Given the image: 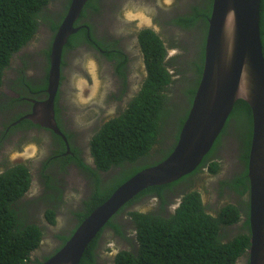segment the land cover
I'll list each match as a JSON object with an SVG mask.
<instances>
[{"label":"trees","instance_id":"1","mask_svg":"<svg viewBox=\"0 0 264 264\" xmlns=\"http://www.w3.org/2000/svg\"><path fill=\"white\" fill-rule=\"evenodd\" d=\"M52 1L55 0H0V85L11 58L39 32L41 22H50L51 30L54 34L56 33L69 6L64 13L57 12L59 20L56 21L54 17L56 13L49 8ZM204 2L203 6L197 5L193 8L192 14L195 12L193 15L190 13L188 17L176 19V24L181 27L197 28L200 32L197 45L198 56L194 60H184L187 70H183L180 63L176 62L178 55L173 57V61L167 57L168 49L172 46H166L152 29H143L139 32L138 38L144 51L147 67V76L141 91L126 109L119 111L118 115L98 126L91 141V152L96 168L109 171L113 175L109 180L102 182L96 171H93L95 179L91 181L92 193L78 212V224L69 235H62L63 244L44 260L32 258L33 252L42 241L43 229L31 219L32 202L24 200L31 184L29 168L24 164H16L0 174V264L43 263L64 245L78 225L103 204L117 188L140 170L158 164L172 153L203 72L208 18L213 0ZM87 5H92L93 7L90 8L94 10L98 9L94 7L95 1H90ZM85 16H87L86 7L80 17ZM260 28L264 51V0L261 4ZM87 39L88 31L81 29L79 33L69 37L65 47L75 48ZM98 42L103 45L102 41ZM50 50L46 49L45 53L50 55ZM122 66L120 64L119 69L124 75ZM49 68L50 64L46 67L45 78L27 81L32 89L37 92H46L49 84ZM186 71L192 72V75L186 77ZM23 78L24 75H22ZM174 84L180 88V93L186 99L183 104L177 105L178 101L174 100L171 88ZM0 98L8 104L6 97L0 96ZM9 107L15 108L14 101L10 100ZM228 122L229 124L234 122L236 126L234 131L241 144V160L246 164L245 172L236 175L230 181L231 187L239 196L248 195L247 202L241 203L245 206L248 217L244 227L240 228L243 231L236 233L233 237L226 235L229 228L241 221L242 210L238 204L229 203L211 214L203 203L201 193L193 190L182 196L174 212L166 213L157 210L146 213L129 212V216L135 223L137 246L132 250L119 251L113 264H238L243 257H247L249 264L248 161L253 138V116L251 107L245 100H237ZM227 129L228 125L223 129V134L228 133ZM220 143L219 136L212 150L191 174L169 184L149 187L131 201L150 195L167 203L165 194L167 189H172V186L179 184L186 177H196L200 173V167L209 162V156L212 157L215 154ZM153 151L160 159L153 163L147 162ZM210 164L209 171L217 172L220 167L219 162L213 161ZM54 198L60 202L63 196H54ZM46 214L52 219L55 210L49 208ZM108 225L121 234L120 225L112 220L106 227ZM246 225L247 229H245ZM105 228L88 245L80 264H97V251Z\"/></svg>","mask_w":264,"mask_h":264},{"label":"flooded vegetation","instance_id":"2","mask_svg":"<svg viewBox=\"0 0 264 264\" xmlns=\"http://www.w3.org/2000/svg\"><path fill=\"white\" fill-rule=\"evenodd\" d=\"M69 1L71 3V0H58L55 12L64 13L66 7L70 6ZM90 1H95L96 5L94 7H98V9L94 10L93 8H90L93 7L92 5L86 4L85 7L87 10V16L82 18L80 17L75 23L77 24L76 27H80V30L77 33H79L81 29H86L88 31L87 41L76 46L75 48L64 47L63 50L61 82L56 96L55 106L58 108L56 111L57 124L64 127L62 128L59 126L64 136H66V139L62 135L56 133L54 130L42 126L39 123H35L30 118H26L28 115L33 113L35 106L34 102H40L47 98V90H45L46 92H37L30 87L28 82L38 81L42 78H45L47 75L46 67L48 64H50V55H47V52L45 53V51L46 49H51L49 45L52 46L55 36L54 32L51 30L50 22H47V29H43L39 35L44 40V47L40 51V70L37 72V75L35 77H30L21 70L18 75H10L9 78L4 73L2 77V83L0 85V96L6 97V101H8L9 106L10 100L14 101L15 104V108L11 109L12 114L10 115L9 120L7 122L5 121V124L3 125L4 130L0 132L1 138L3 137V139H9L10 137L14 140V142L19 141L18 146L15 147L17 158L23 159L32 154H37L39 156V162L33 164L32 168L36 172V177L34 180H39L41 187L46 190L44 192V196H46V198L44 197L45 203L48 204L49 208H53L55 211L62 210L65 206H67L65 210L68 213L71 211L73 214V218L72 216L69 218V225H66L67 227L65 226L67 231L63 235H69L79 222L78 212H80L84 207V201L87 200L92 193L91 186L89 194L84 196L85 190L83 188L86 186V183L91 184V181L95 179V174H93V171H96V174L100 177L102 182H105L112 177L109 171H102L96 168L94 157L91 152L92 138L96 134L98 126L100 127L101 124H104L106 121H108V119H105V117L108 118L109 113H107L103 118L100 115L96 119L97 123L94 124L96 126L92 128L91 134L88 138H80L79 136L75 135L76 132L73 130H81V127L77 124H71L69 125V128L66 126L68 123L64 117V109H71L74 106V102L68 96L75 89H73L71 75L75 70H80L81 73H84L83 68L74 64L76 57L80 56L82 58L85 52H90V56L96 60V56L99 55L104 60L102 63L104 65L101 66L100 72L102 77L103 75H107L110 71H112L118 74L119 77L125 79L124 81H126L129 76L131 77V74L134 70L139 73L138 78L140 80L138 81L137 88L132 87L134 80H132L131 83H129L128 80V83H126V89L129 92L128 98L125 100V102H127L124 105H117L113 110L114 115H118L119 111L126 109L129 103H131L132 100L140 93L142 84L144 83L147 76L144 51L138 38L139 32L143 29H152L160 36L166 46H172L168 49L167 57L173 58L175 55H178L177 62L180 63L183 70H187L184 60H194L198 56L199 50L197 49V45L200 32L197 28L185 29L184 27H181L180 25L176 24V19L180 17H188L190 16V13L193 15L195 12L192 14V11L195 6H203L205 4V0H172L170 5H164L163 0H159V4L158 0H89L87 3H90ZM125 4H127V7H132V10H138L141 9V7H143V9H147V15L151 17L150 26L136 27L133 25V22H125L123 20L122 13V9ZM152 9H155L154 13L151 11ZM54 17L56 21L59 20L57 13L54 14ZM95 23H98L96 25V30L99 32L95 31ZM145 23L147 24V22ZM121 26L127 28V30L131 32V35H129V33L126 31L119 33L118 30L121 28ZM110 33H113V36H110ZM36 35L26 44L27 46L34 41ZM131 37L135 38L138 44V56L136 53L133 54L128 49V38ZM98 41H102L103 45H101ZM26 45L24 47H26ZM24 47H22L20 50H22ZM170 53L175 55L170 56ZM137 58L139 60V65L136 63ZM11 63L12 58L9 64ZM120 64L123 65L122 70L124 71V75H122L120 72ZM20 74L24 75L23 79L22 75ZM187 75H192V72L190 73L189 71H186L185 76L188 77ZM181 96L183 97L179 98L177 105L183 104L186 100L182 93ZM172 119H174L173 116ZM229 122L225 127L228 125L227 130L230 132L228 131L226 134H223L222 132L220 134L221 143L215 151L216 155L214 154L212 157L209 156V162L200 167V173L196 175V177H186L179 184L177 183L176 185L172 186V189L168 188L165 192L168 201L167 203H164L158 198L152 197L150 195H144L136 200L134 199L133 201L126 204L111 219L115 224L120 225L121 234L116 232V230L109 225L105 228V230H111L112 232L119 234L121 237H124L129 244H132L130 247L132 248L134 246V242L136 243L134 231L135 223L129 216V212L139 211L146 213L155 210L166 213L174 212V210L179 206L181 198L185 193L191 192L193 190L200 192V189L197 185L198 183L202 184L205 179L210 178L209 176H217V181L214 184L209 185V187L210 189L215 188L216 195L221 194V196L224 197V200H221L218 203L219 205L214 207L216 210L214 213L229 203L236 205L238 204L242 210V217L240 219L241 221L239 224L236 223V225L231 227V229L238 233L243 231L240 230V228L244 227L248 217L247 213L245 212V206L241 205V203L244 201L247 202L248 195L239 196L231 187L230 181H232V178L236 177V175H241L245 172L246 164L241 160V144L235 135L236 132L234 131L236 126L234 122H231L230 124ZM16 131L20 132L15 134ZM67 134H69V136ZM32 144L35 146H32ZM5 156L6 160L4 159L2 162H0V168L2 169L0 170V174L10 169L11 166L16 165L11 164L10 155ZM5 156L3 155L2 157ZM229 156L232 157V161L231 167L228 169L226 163L228 165L230 162L228 159ZM220 157L225 158V162L223 164H220ZM46 158L47 160H45ZM158 159H160V157L156 156L155 159L150 163H153ZM213 161H217L220 164L218 171L214 173L209 171L211 165L210 163H213ZM17 164H24L29 168L31 184L24 196V200L31 201L30 198H27V193L30 192L33 184V176L31 172L32 169L29 167L31 164L25 162ZM86 167H89L90 169ZM69 187H73L75 193L71 198L67 197ZM76 193H82L84 199L81 202H77V199L75 198ZM60 195L63 196L62 201L57 202L54 196L59 197ZM140 206H143V208H140ZM30 208L32 209V207ZM208 212L212 214L211 211L208 210ZM40 227L42 228L41 225ZM247 228L248 226L246 225L245 229ZM233 231H230V233H233ZM227 236H230L228 235V231ZM61 237L62 235L59 236L58 244L55 248H53L52 253L54 250H56V248L63 244ZM52 253H45L44 256L39 258L40 260H44L45 257L51 255ZM242 259L243 264H248L247 257H243Z\"/></svg>","mask_w":264,"mask_h":264},{"label":"water","instance_id":"3","mask_svg":"<svg viewBox=\"0 0 264 264\" xmlns=\"http://www.w3.org/2000/svg\"><path fill=\"white\" fill-rule=\"evenodd\" d=\"M89 0H71L51 46L47 98L34 102L26 118L62 135L56 120L62 55L75 23ZM262 0H213L208 18L204 66L188 116L172 153L140 170L75 229L64 245L41 264H80L88 245L109 221L143 190L175 182L192 172L212 150L235 103L252 110L253 138L249 177V264H264V51L260 28Z\"/></svg>","mask_w":264,"mask_h":264},{"label":"rangeland","instance_id":"4","mask_svg":"<svg viewBox=\"0 0 264 264\" xmlns=\"http://www.w3.org/2000/svg\"><path fill=\"white\" fill-rule=\"evenodd\" d=\"M57 1L58 0L52 1V4L49 5V8L53 13L55 12ZM128 8L132 9V7ZM141 9H143V7H141ZM119 18L121 19L120 16ZM97 24L98 23H95L94 27L95 31L99 32L98 30H96ZM133 25L137 27L136 22H133ZM47 26V22H41L39 25V33L34 38V41L30 45H26V47L13 55L12 63L9 64L5 70V75H7V77L10 78V75H18L21 70L30 77H35L37 75V72H39L40 70V51L44 47V40L39 35L43 29H47ZM122 31H126L129 33V35H131V32H129L127 28L123 26H121L118 32L122 33ZM110 36H113V33H110ZM137 46L138 44L135 38H128V49L130 50V52H132L133 54L136 53V55L138 56L139 53ZM172 55L175 54L170 53V56ZM96 58L98 60L92 58L90 56V52H85L82 58L80 56L76 57L74 64L83 68L84 73H81L80 70L73 71L71 79L73 81V89H75L68 96L74 102V106L71 109H64V117L66 118V121L68 123L66 124V126H68L69 128V125L74 123L80 126L81 130H73L74 132H76L75 135L79 136L80 138H88L90 136L92 128L96 126L94 125L97 123L96 119L100 115L103 118L107 113H109V117H105V119H110L113 116H116L113 113V110L116 108V106L124 105L127 102H125V100L128 98L129 92L126 89V83H128V80L129 83L134 80L132 87L137 88L138 81L140 80L138 78L139 73L135 70L133 72L131 71V77L129 76L126 81H124L125 79L119 77L118 74L112 71H110L111 73L109 72V74L103 75L102 77L100 72L101 66L104 65L102 64L104 60L99 55H97ZM170 59L172 60L173 58L170 57ZM89 61H92L94 63L90 64ZM136 63L137 65H139L138 58L136 59ZM176 86L177 85L174 84L171 88L173 89L172 94L174 96V100L178 101L179 98H182L183 96H181L180 88ZM82 100H85L87 102H81ZM11 114V108L9 107L7 102H3L2 98H0V132L4 130L3 125L5 124V121L7 122L9 120ZM17 132L20 131H16L15 134H17ZM18 144L19 141L14 142V140L10 137L9 139H3V137L1 138L0 134V162H2L4 159L6 160L5 155H10L11 164L22 162L31 164L29 165V167L32 169L31 172L33 176V184L30 192L27 193V198H30L32 202L31 219L41 225L43 229L42 241L40 243V246L33 252L32 258H41V256H44L45 253H52L53 248H55L58 244L59 236L63 235L67 231L65 229V226L69 225V218H71V216L73 218V214L71 211L68 213L65 210L67 206H63L64 208L62 210L55 211L52 219L49 218L48 214H46L49 207L44 200V197L46 198V196H44V192L46 190L41 187V183L39 180H34V178L36 177V172L32 168V165L39 162L40 158L37 154L29 155L23 159L17 158L15 147H17ZM32 146L35 145L32 144ZM3 155L5 157H2ZM155 157L156 154L153 151L152 156L149 157V160L147 162L153 161ZM220 158V164H223L225 162V158ZM228 159L230 160V162L228 163V165L226 163V166L229 169V167H231L232 157L229 156ZM45 160H47V158ZM0 170L2 169L0 168ZM110 174L113 175V173ZM209 177L210 178L205 179L202 184L198 183L197 185L200 189L203 203H205L204 205L206 206L207 210L211 211L212 214H214V211H216L214 207L219 205L218 203L221 200H224V197H222L221 194L216 195V189H210L209 187V185L214 184L217 181V176ZM91 186L92 184L86 183V186H84L83 188L85 190L84 196H87L89 194ZM68 189L69 192H67V197L71 198L75 194L74 189L73 187H69ZM75 198L77 199V202H81L84 199L82 193H76ZM140 208H143V206H140ZM230 231L233 230L231 228L228 229V235H230L229 237H233V235L238 233L234 231L233 233H230ZM136 244L137 243L134 242V246L130 248L132 244H129L124 237H121L119 234H116L111 230H105L103 236L100 239V244L97 251V264H113L114 256H116L119 251L134 249ZM242 262L243 259L241 258L238 264H243Z\"/></svg>","mask_w":264,"mask_h":264},{"label":"clouds","instance_id":"5","mask_svg":"<svg viewBox=\"0 0 264 264\" xmlns=\"http://www.w3.org/2000/svg\"><path fill=\"white\" fill-rule=\"evenodd\" d=\"M172 0H163L164 5H170ZM159 4V0H158ZM86 6V5H85ZM147 9H141V10H132L127 7V4L124 5L122 9L123 13V20L128 23L136 22L137 27H144V26H150L151 24V17L147 15ZM153 13L155 12V9L151 10ZM147 22V24L145 23ZM90 64L94 63L92 61H89ZM81 102L86 103L87 101L82 100Z\"/></svg>","mask_w":264,"mask_h":264}]
</instances>
